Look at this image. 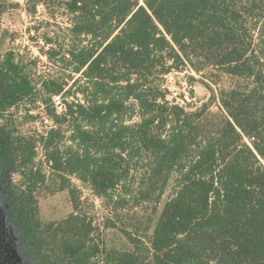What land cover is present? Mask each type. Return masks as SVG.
Here are the masks:
<instances>
[{
    "label": "trees",
    "instance_id": "obj_1",
    "mask_svg": "<svg viewBox=\"0 0 264 264\" xmlns=\"http://www.w3.org/2000/svg\"><path fill=\"white\" fill-rule=\"evenodd\" d=\"M14 1L0 0V20ZM38 5L68 27L43 34L58 72L38 90L32 64L0 57V264H264V0H25L26 14ZM188 70L200 78L178 101L166 76ZM222 77L234 82L215 92ZM39 99L56 124L40 138L49 178L18 123ZM70 178L112 202L124 227H103L129 249L105 247ZM44 185L73 213L43 220Z\"/></svg>",
    "mask_w": 264,
    "mask_h": 264
},
{
    "label": "rangeland",
    "instance_id": "obj_2",
    "mask_svg": "<svg viewBox=\"0 0 264 264\" xmlns=\"http://www.w3.org/2000/svg\"><path fill=\"white\" fill-rule=\"evenodd\" d=\"M14 2L18 4V8L8 10L0 20V57L4 56L7 52H11L17 59L23 58L26 64H32V68L30 67V79L35 85L38 82L37 73L49 78L58 72L57 67L44 62L41 58V60L39 59L41 53L38 52L37 48L42 47V43L44 42L43 34L47 33L49 37L54 39L57 35L60 37L58 38L60 40L61 36L67 33L65 29L68 27V21L65 18H59L56 22H53L44 8L41 7H39L35 17H29L24 14L25 0H15ZM29 30H35L36 32L28 35ZM41 49L45 50L43 47ZM30 68L27 70H30ZM189 75H193L198 79L200 78L190 70L167 76V85L172 92V96L178 99V101L182 99L191 101L189 88L185 81V77ZM218 80L217 86L210 85L211 89L215 92H217L219 86L228 87L234 82L226 77ZM175 83L180 86L178 87ZM193 90V101L195 102L200 101L208 95L206 89L201 87H195ZM25 108H29V105H26ZM212 111L217 112V109L214 107ZM18 123L20 131L26 135L39 134L38 131H43L41 129L43 125L40 122L38 125L34 123V120H31L29 115L26 116L25 112H21L18 115ZM66 144H69L68 141H66ZM70 181L74 197L77 198V211L90 218L93 224L99 227L105 247L120 251L129 249V244L125 237L117 229L103 227L106 220L116 221L112 212V202L109 199L96 196L88 184H84L75 178H70ZM47 186H39L35 194L43 220L50 222L60 221L73 213V204L70 201L69 193L67 191H55L54 189L49 190ZM169 194L170 187L166 190L163 201L167 200ZM126 213H128L127 210L119 213L121 221L125 220L124 215ZM119 222L116 221L117 226L124 227Z\"/></svg>",
    "mask_w": 264,
    "mask_h": 264
},
{
    "label": "built area",
    "instance_id": "obj_3",
    "mask_svg": "<svg viewBox=\"0 0 264 264\" xmlns=\"http://www.w3.org/2000/svg\"><path fill=\"white\" fill-rule=\"evenodd\" d=\"M39 7L43 8V6H38L37 12H38ZM24 14H26L25 7H24ZM33 32L35 33L36 31L35 30H33V31L29 30L28 35L32 34ZM42 47L45 48V50L47 49V47L44 45V42L42 43ZM42 47H40V48H42ZM40 48H37L38 52H40L39 51ZM40 58L43 59L44 62L50 63V62H48L47 57L43 53H42V55L40 54L39 59ZM37 75H38V77H37L38 82L35 84V87L38 90V89H40L42 82L46 81L48 78L45 76H41V74L39 75V73H37ZM166 81H167V76H166ZM50 99H51V101H50L49 107L53 110L54 114L56 116L63 114V112L65 111V104H64V101H63L61 95H54ZM20 113L21 112H19L18 115ZM27 115L34 117L35 118L34 123H36L37 125L39 122L43 125V127L41 128L43 131H38L39 134H35L37 141H36L35 146H34V153H35L34 165H35V169L36 168L40 169L42 171V173L46 176V178H48L50 173H51L50 164H49L47 156H46V151L44 149V145L40 141V138L46 136V134L49 130L55 129L56 124L54 123V120L47 115L46 105L40 99L35 103V105L33 107L29 106L28 111H27Z\"/></svg>",
    "mask_w": 264,
    "mask_h": 264
}]
</instances>
